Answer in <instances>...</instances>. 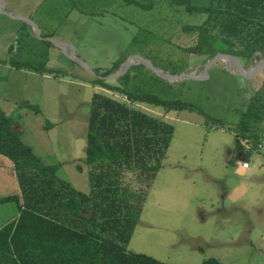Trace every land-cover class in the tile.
Returning <instances> with one entry per match:
<instances>
[{
  "label": "rangeland",
  "instance_id": "rangeland-1",
  "mask_svg": "<svg viewBox=\"0 0 264 264\" xmlns=\"http://www.w3.org/2000/svg\"><path fill=\"white\" fill-rule=\"evenodd\" d=\"M66 1L62 7L54 0L53 8L52 1L45 0L32 10H23L21 0H9L7 7L26 12L41 27V35L34 38L25 34L29 27L33 31L26 21L17 34L5 33L3 29L15 21L0 12V44L7 38L10 43L13 37L19 41L18 52L8 53V57L48 68L42 72L46 75H31L19 71L31 69L20 67L11 74L2 71L0 107L13 117L20 140L44 162L57 164L59 178L87 192L88 169L82 159L92 93L100 90L157 116L173 126V133L147 189L128 249L169 264H200L207 257H215L221 264H264V131L259 140L262 147H253L247 158L248 142L238 140L226 128L238 121L240 109L262 83L264 68L246 78L235 68L237 62L241 64L238 58L230 60L233 66L222 59L206 66L213 56L189 52L186 48L196 39L181 28L201 22L203 15L169 0H81V7L92 14L73 9L65 19L68 7L76 5ZM188 1L201 5L208 0ZM49 12L55 15L49 16ZM49 29L72 43L75 55L51 37L47 43L40 41ZM5 45L0 47V57L5 55ZM128 58L132 62L122 72L128 70L132 91L188 103L203 114L188 109L166 112L161 106L131 102L125 95L91 82L105 78L116 84V78L102 72L119 60L116 70L122 68ZM259 59L246 70L258 65ZM149 65L161 73L199 78L165 80ZM24 103L36 105L38 111ZM205 116L211 118L207 123ZM216 119L225 126L213 124ZM245 160L249 168L238 170L237 161ZM7 168L10 172V166ZM15 190L18 194L14 175L0 172V194ZM13 210L17 211L14 201L0 203L1 217Z\"/></svg>",
  "mask_w": 264,
  "mask_h": 264
},
{
  "label": "trees",
  "instance_id": "trees-1",
  "mask_svg": "<svg viewBox=\"0 0 264 264\" xmlns=\"http://www.w3.org/2000/svg\"><path fill=\"white\" fill-rule=\"evenodd\" d=\"M71 1L80 7L79 0ZM169 1L203 15L201 22L181 27L196 39L186 48L189 52L209 58L216 53L231 55L241 61L244 69L254 65L256 58L264 59V0H208L201 5L188 0ZM81 12L92 14L83 7ZM10 50L11 46L9 54ZM121 62L104 70L103 75L115 71ZM0 63L41 73L48 70L44 65L37 67L11 56L0 59ZM127 76L126 69L115 77L116 84L105 78L91 82L125 95L131 102L161 106L166 112L188 109L203 114L188 103L134 92ZM23 105L38 111L36 105ZM88 107L82 159L88 169L87 192L59 178L57 164L46 163L33 153L20 140L13 117L0 107V155L5 157L0 158V165L8 162L19 189L18 194L16 190L0 194V203L14 201L17 206V216L0 227V264H169L130 251L128 244L147 189L169 146L173 126L100 90L92 93ZM205 118L206 123L211 119ZM213 124L225 126L217 119ZM226 128L238 140L248 142V158L264 131V78L240 109L238 121ZM200 264L221 262L207 257Z\"/></svg>",
  "mask_w": 264,
  "mask_h": 264
},
{
  "label": "crops",
  "instance_id": "crops-1",
  "mask_svg": "<svg viewBox=\"0 0 264 264\" xmlns=\"http://www.w3.org/2000/svg\"><path fill=\"white\" fill-rule=\"evenodd\" d=\"M43 1H45V0H21V4L23 5L22 6L24 8L23 10H26L28 8H30L32 10L38 5V3H42ZM51 1L53 3V8H55L54 0H51ZM79 1L81 2V0H79ZM56 2L59 4V6H62V4L67 5L66 0H56ZM76 3H78V1ZM7 6H9V0H7V1L6 0H0V12H3V15H5L6 18L11 19V21L12 20L15 21V22H11L12 24H11L10 28H4L3 29V31L5 33H7V34L11 33V35L17 34L18 33L17 31L19 30L20 25L26 21L23 18H26L30 21H32V20L34 21V17H32L31 15H28L26 12L17 9L16 7L10 6V8H9ZM73 6L74 7L72 9H70V7H68L67 14H65V16H64V18L66 17L65 19H68V16L71 15V10H73V9L75 11L79 12V14H81V13L84 14L83 12H81V3H80V7H77L76 5H73ZM50 9H52V8H50ZM55 11L53 13H55ZM54 15L55 14H52L49 12V16L53 17ZM85 15H88V14H85ZM88 16H90V15H88ZM34 22L36 23V21H34ZM35 26L37 27L38 33H36V31L34 30V27H33V31L31 29V27H29V29L27 30V31H29V35L33 38H34V35L37 37V34L40 35L42 32L41 27L38 28L37 24ZM43 26H44L43 27L44 30H46L45 24ZM56 34H57L56 30H54V29H49V31H46L43 33V35L46 37V38H44L45 40H48V37H51L52 39L58 40V41L63 43V44H61L62 48H66L65 45H67L70 48V53H73V55H75V52H76L75 46L72 43L68 42V40H66V38H64L62 35L60 36V35H56ZM16 41H17L16 37H13V39L10 43H9V38H7L6 40H1L0 47L2 49V48H4V44H6L5 45L6 50H5V55L3 57H0V59H4V58L8 57V55H9L8 50H9L10 46H11V50H10L11 53H17L18 52V50H19L17 47L18 43ZM79 61H81L80 58H79ZM81 64L83 65L82 61H81ZM3 66L5 67L6 70L2 69ZM15 68L16 67H14L8 63H0V82H2V80H3L2 71L3 72L7 71V73L11 74L10 71L15 70ZM19 71H27L31 75H38V73H39V72H36L33 70H25V69L19 70ZM41 74L46 75L44 73H40V75ZM1 166L5 167V169H8L7 167H9L10 165L8 164V162H4V163H1L0 168H1ZM0 172L3 173V170H0ZM5 173L11 175L10 172H5ZM87 191H88V189H87ZM82 192H86V190H84V191L82 190ZM16 216H17V211H15V210H13V213L9 216H7V215H4L2 217L0 216L2 218L1 222H3L0 224V227L3 226L4 224H6L7 222L13 220Z\"/></svg>",
  "mask_w": 264,
  "mask_h": 264
},
{
  "label": "water",
  "instance_id": "water-1",
  "mask_svg": "<svg viewBox=\"0 0 264 264\" xmlns=\"http://www.w3.org/2000/svg\"><path fill=\"white\" fill-rule=\"evenodd\" d=\"M24 20H26L27 22H29L30 24L33 25L34 27V30L36 31V33H38V30H37V27L35 26V24L32 23V21L26 19V18H23ZM52 42H56L57 44L60 43V44H63L62 42L58 41V40H55V39H52L51 40ZM223 57H230L232 58L233 60H236V57L234 56H231V55H226V54H222V53H216L212 59L206 64V66L210 65L212 62H214L215 60H218V59H222ZM73 58V57H72ZM131 58V57H130ZM128 58L125 63L123 64V67L122 68H119L118 70H116L115 72L109 74L108 76L109 77H116L118 76L126 67L128 64H130L131 62H129V59ZM136 58V57H134ZM78 62L80 63V61L78 60ZM228 62V61H227ZM229 64V62H228ZM148 65V64H146ZM149 68L159 77L165 79V80H172V79H184V78H199L197 76H193V75H190V74H178V75H169V74H165V73H161L160 71H158L157 69H155L154 67H152L151 65H149ZM237 72L239 75H242L244 77H251L255 74H257L258 72H260L263 68H264V59L263 58H260L259 59V64L254 66L252 69L250 70H246L242 67V65L237 62V65L235 66ZM245 71H249L248 73H246Z\"/></svg>",
  "mask_w": 264,
  "mask_h": 264
},
{
  "label": "clouds",
  "instance_id": "clouds-1",
  "mask_svg": "<svg viewBox=\"0 0 264 264\" xmlns=\"http://www.w3.org/2000/svg\"><path fill=\"white\" fill-rule=\"evenodd\" d=\"M237 168H238V170H239L240 168L246 170V169L249 168V163H248V162L237 161Z\"/></svg>",
  "mask_w": 264,
  "mask_h": 264
},
{
  "label": "bare ground",
  "instance_id": "bare-ground-1",
  "mask_svg": "<svg viewBox=\"0 0 264 264\" xmlns=\"http://www.w3.org/2000/svg\"><path fill=\"white\" fill-rule=\"evenodd\" d=\"M222 60L228 61L229 64H230L231 66H233V64L231 63V61H230V59H229L228 57H223ZM129 62H132V60H130ZM234 66H235V65H234ZM245 72L248 73L249 71H245Z\"/></svg>",
  "mask_w": 264,
  "mask_h": 264
},
{
  "label": "built area",
  "instance_id": "built-area-1",
  "mask_svg": "<svg viewBox=\"0 0 264 264\" xmlns=\"http://www.w3.org/2000/svg\"><path fill=\"white\" fill-rule=\"evenodd\" d=\"M247 147V146H246ZM262 146H261V144L259 143V144H257L256 145V148L255 149H259V148H261ZM243 162H248V160H245V161H243ZM262 163L264 164V159L262 160Z\"/></svg>",
  "mask_w": 264,
  "mask_h": 264
}]
</instances>
